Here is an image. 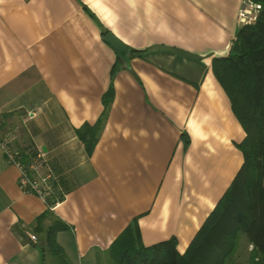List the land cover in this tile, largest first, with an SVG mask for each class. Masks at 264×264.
Instances as JSON below:
<instances>
[{
	"label": "crops",
	"instance_id": "obj_1",
	"mask_svg": "<svg viewBox=\"0 0 264 264\" xmlns=\"http://www.w3.org/2000/svg\"><path fill=\"white\" fill-rule=\"evenodd\" d=\"M241 3L0 0V264H49L34 232L47 201L19 188L2 142L44 154L63 199L42 225L66 224L57 241L75 264H97L135 226L145 247L175 237L186 252L244 162L246 133L211 69ZM103 32L140 53L129 68ZM110 88L88 151L77 131Z\"/></svg>",
	"mask_w": 264,
	"mask_h": 264
},
{
	"label": "trees",
	"instance_id": "obj_2",
	"mask_svg": "<svg viewBox=\"0 0 264 264\" xmlns=\"http://www.w3.org/2000/svg\"><path fill=\"white\" fill-rule=\"evenodd\" d=\"M253 1L261 5L257 22L241 27L228 56L215 58L211 66L246 133L238 146L244 158L241 169L184 254L178 252L175 237L145 247L135 226L126 229L107 251L115 264H238L235 260L241 236L250 247L247 264H264V0ZM112 93L110 88L103 96L105 109L96 124L77 131L88 151L97 142ZM9 146L32 176L30 166L38 152L31 145L21 151ZM62 199L55 193L47 198L48 211L38 218L34 229L43 235V261L47 257L49 264H72L56 241L57 234L68 229L66 224L53 218L48 227L42 225L50 217V209Z\"/></svg>",
	"mask_w": 264,
	"mask_h": 264
},
{
	"label": "built area",
	"instance_id": "obj_3",
	"mask_svg": "<svg viewBox=\"0 0 264 264\" xmlns=\"http://www.w3.org/2000/svg\"><path fill=\"white\" fill-rule=\"evenodd\" d=\"M260 11V4L253 0H242L237 16L238 26L243 27L255 24L259 18ZM1 144L7 161L19 169V188L25 193L33 194L41 200L46 201L53 193L54 188L52 175L48 172L41 174V171L45 169L44 154L38 152L36 159L30 166L32 176H29L24 166L16 158L17 152L12 150L7 142H2ZM31 240L36 241V237L31 236Z\"/></svg>",
	"mask_w": 264,
	"mask_h": 264
},
{
	"label": "rangeland",
	"instance_id": "obj_4",
	"mask_svg": "<svg viewBox=\"0 0 264 264\" xmlns=\"http://www.w3.org/2000/svg\"><path fill=\"white\" fill-rule=\"evenodd\" d=\"M56 241H57V236H56ZM57 243H58V241H57ZM248 254H249V247L246 243V238L244 236H241V238L239 240V244H238V252H237V256H236L235 261L238 264H247ZM65 257L67 258V260L69 262H71L72 264H75L73 262L70 254L65 252ZM84 264H88V262H85ZM97 264H115V263L112 261L110 255L108 253H106L104 255L99 256Z\"/></svg>",
	"mask_w": 264,
	"mask_h": 264
},
{
	"label": "water",
	"instance_id": "obj_5",
	"mask_svg": "<svg viewBox=\"0 0 264 264\" xmlns=\"http://www.w3.org/2000/svg\"><path fill=\"white\" fill-rule=\"evenodd\" d=\"M103 41L109 45L115 52L117 59L126 67L129 68L131 51L130 49L121 43L112 34H107Z\"/></svg>",
	"mask_w": 264,
	"mask_h": 264
}]
</instances>
